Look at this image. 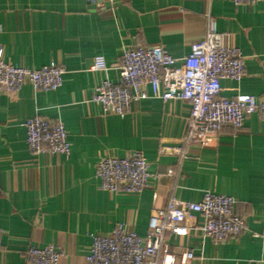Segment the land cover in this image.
<instances>
[{
    "label": "crops",
    "instance_id": "1",
    "mask_svg": "<svg viewBox=\"0 0 264 264\" xmlns=\"http://www.w3.org/2000/svg\"><path fill=\"white\" fill-rule=\"evenodd\" d=\"M207 15L240 51L244 76L222 80L220 96L264 97V0H0V47L6 63L28 70L56 65L64 71L55 91L25 83L0 94V264H26L28 247L54 246L59 264H88L93 235L116 226L144 238L152 210L174 198L198 202L206 193L235 200L244 229L214 243L195 229L165 234L170 252L191 251L186 264H264V120L253 114L243 127H222L186 157L160 155L177 146L190 113L188 102L146 96L124 115L105 114L92 103L96 86L118 83L123 51L161 46L181 59L205 34ZM102 57L106 71H92ZM34 116L63 124L70 153L33 155L24 123ZM142 153L149 179L137 194L102 191L94 176L103 157Z\"/></svg>",
    "mask_w": 264,
    "mask_h": 264
},
{
    "label": "built area",
    "instance_id": "2",
    "mask_svg": "<svg viewBox=\"0 0 264 264\" xmlns=\"http://www.w3.org/2000/svg\"><path fill=\"white\" fill-rule=\"evenodd\" d=\"M234 5L259 0H230ZM92 71H106L102 57H95ZM120 80H108L96 86L92 103L105 114L124 115L132 103L144 99L142 90L149 86L153 97L162 101L180 99L188 102L190 113L183 137L177 146H163L160 155L186 157L187 146H204L208 137L222 127H243L253 114L264 120V97L220 96L221 81L239 82L244 76L240 51L227 43V35L219 33L216 21L207 15L204 36L191 46L181 59L171 57L161 46L130 47L123 51L118 66ZM64 71L56 65L28 70L6 63L0 47V94L13 95L28 83L34 91H55L62 85ZM26 144L33 155L70 153V144L61 122L41 116L24 123ZM94 176L99 188L112 194H137L149 179L148 164L142 153L135 151L126 158L106 156L95 165ZM235 200L225 195L206 193L198 202L182 203L170 199L164 208L151 211L144 238L125 230L122 225L106 235H93L86 256L88 264H176L165 234L175 228L195 229L214 243L236 239L244 229V221L234 213ZM0 230V247H1ZM253 237L264 239V233ZM26 264H59L61 253L52 245L30 246L25 252ZM191 251L178 256V264H186Z\"/></svg>",
    "mask_w": 264,
    "mask_h": 264
}]
</instances>
